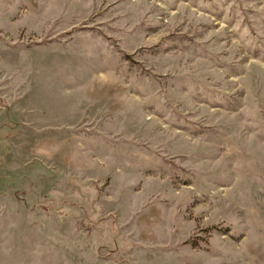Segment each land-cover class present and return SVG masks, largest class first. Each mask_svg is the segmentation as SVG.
I'll use <instances>...</instances> for the list:
<instances>
[{
	"label": "rangeland",
	"instance_id": "obj_1",
	"mask_svg": "<svg viewBox=\"0 0 264 264\" xmlns=\"http://www.w3.org/2000/svg\"><path fill=\"white\" fill-rule=\"evenodd\" d=\"M0 264H264V0H0Z\"/></svg>",
	"mask_w": 264,
	"mask_h": 264
}]
</instances>
